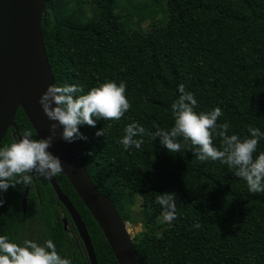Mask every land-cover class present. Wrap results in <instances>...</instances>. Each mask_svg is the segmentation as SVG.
<instances>
[{
    "label": "trees",
    "instance_id": "trees-1",
    "mask_svg": "<svg viewBox=\"0 0 264 264\" xmlns=\"http://www.w3.org/2000/svg\"><path fill=\"white\" fill-rule=\"evenodd\" d=\"M83 1L46 0L45 46L58 85H80L87 92L105 81L126 83L131 108L124 117L99 119L95 127L81 125L86 139L74 142L93 182L124 222L147 227L133 239L140 259L146 264H264V193H251L219 161H199L190 147L169 153L160 137L147 135L137 137L144 141L139 150H124L119 143L129 123L138 122L152 133L155 126L170 129L171 104L181 84L194 94L197 113L222 109L217 123H229V134L249 137L250 126L264 132V0H150L168 22L148 32L140 26L147 4L128 0L130 8L121 10L119 0H87L91 16L75 21L72 5L80 8ZM16 123L39 139L22 109ZM102 128L105 135L97 136ZM13 132L10 128L0 147L14 141ZM213 142L220 146L218 137ZM262 151L264 138L254 156ZM57 177L86 222L98 263L118 264L67 177L63 172ZM36 186L40 219L31 203ZM31 187L25 216V186L0 192V235L17 244L50 239L72 264H90L82 242L64 231L48 180L37 178ZM165 192L176 195V218L168 224L158 220L162 209L155 203L158 193ZM137 195L147 197L140 218L133 210Z\"/></svg>",
    "mask_w": 264,
    "mask_h": 264
},
{
    "label": "clouds",
    "instance_id": "clouds-1",
    "mask_svg": "<svg viewBox=\"0 0 264 264\" xmlns=\"http://www.w3.org/2000/svg\"><path fill=\"white\" fill-rule=\"evenodd\" d=\"M178 91V98L171 104L173 126L168 130L155 126L156 131L152 133L138 122L129 123L119 140L124 150L133 146L139 150L144 141L137 137L147 135L152 140L160 137V144L169 153L190 147L199 161H219L234 170L233 175L244 180L251 193H264V151L254 156L264 132L250 126L249 137L229 134V123H217L223 116L220 107L197 113L194 94L186 91L183 84L178 86ZM38 102L47 118L58 123L50 125L47 138L33 139L31 131H24L17 140L0 147V192L17 184L31 185L33 177L29 173L51 179L64 171L60 158L49 151L58 125L62 127L60 139L74 142L86 139L79 130L81 125L95 127L99 119L119 121L131 108L123 81L98 83L87 92L80 85L54 83L47 86ZM96 135H105L104 128ZM214 136L221 141L219 147L213 142ZM3 203L0 199V205ZM155 203L162 209L158 220L171 222L176 218L175 193H158ZM0 264H72V261L61 257L50 239L43 244L30 239L17 244L0 235Z\"/></svg>",
    "mask_w": 264,
    "mask_h": 264
},
{
    "label": "water",
    "instance_id": "water-1",
    "mask_svg": "<svg viewBox=\"0 0 264 264\" xmlns=\"http://www.w3.org/2000/svg\"><path fill=\"white\" fill-rule=\"evenodd\" d=\"M46 0H0V145L10 128L17 133L16 115L22 109L39 138L49 136L52 123L39 104L50 84H56L49 62L44 35L43 17ZM58 125L52 147L63 173L92 214L109 243L118 264H146L133 245V238L114 202L102 194L93 182L76 148L75 142L60 139ZM59 200L68 208L83 240L91 264H98L86 226L64 195L55 177L49 179ZM28 190L23 207L26 211Z\"/></svg>",
    "mask_w": 264,
    "mask_h": 264
},
{
    "label": "rangeland",
    "instance_id": "rangeland-1",
    "mask_svg": "<svg viewBox=\"0 0 264 264\" xmlns=\"http://www.w3.org/2000/svg\"><path fill=\"white\" fill-rule=\"evenodd\" d=\"M82 7L77 8V5L73 4L72 8L76 10L75 15V21H81L84 18H87L91 16L92 14V6L88 3L87 0L83 1ZM133 3L136 4H147V9L141 12V14H145L146 20H144L141 23V28L145 30L146 32L150 31L156 26H159L161 24L168 22V16L164 14L163 9L160 6L153 5L150 0H133ZM132 4V6H135ZM119 7L120 9H124L126 7L130 8V5L128 4V0H119ZM138 15H134V22L138 21ZM147 204V197L145 195H137L136 196V204L133 208L134 210V216L140 218V212L145 208ZM162 223H170V222H163ZM127 228L132 236V238H135L138 236L141 232L145 231L147 227L142 226V224H132L127 223Z\"/></svg>",
    "mask_w": 264,
    "mask_h": 264
},
{
    "label": "flooded vegetation",
    "instance_id": "flooded-vegetation-1",
    "mask_svg": "<svg viewBox=\"0 0 264 264\" xmlns=\"http://www.w3.org/2000/svg\"><path fill=\"white\" fill-rule=\"evenodd\" d=\"M19 128H20V127H19ZM9 130H10V129H9ZM22 132H23V131H21V129H19V132H18V133L14 130V132H13L14 140H17ZM63 174H64V173H63ZM29 175H31V176L33 177V180H32V181L35 182V183L37 182V178H38L41 182H44V180H46V179H44V177H40L39 175H36L35 173H29ZM55 178H56V180H57V182H58L59 187L61 188L62 192L64 193V195L70 200V202L72 203V205L75 207V209L77 210V212L80 214V216H81V218H82V220H83V222H84V224H85V226H86V229H87V231H88V233H89V236H90V238H91V241H92V237H91V235H90L89 229H88V227H87V225H86V222H85L83 216L81 215V213L79 212L77 206L73 203V201L71 200V198H70V197L64 192L63 188L61 187V185H60V183H59V181H58V177L55 176ZM47 180H48L49 184L51 185V188H52L53 192H54L55 195H56V200H57L56 207H57L58 212H59L60 215H61V216H60V221H61L62 224H63V229H64V231L69 232V234H70L71 236H73L74 238H76L77 243L82 242V244H83V254H84V255L86 254V256H87V258H88V260H89V263L91 264V260H90V258H89V255H88L87 251H86L85 244H84L83 240H82L81 237H80V234H79V232H78V229H77L76 223L74 222V220H73V218H72V216H71V214H70V211H69L68 208H67V207H66V206H65V205L59 200L58 195H57V193L55 192V190H54L52 184L50 183L49 179H47ZM27 190H28V197H27L26 211H25V209H24V207H23V202H24V198H25V194H26V191H27ZM31 191H32V187H31V185H29V186H25V189H24V192H23V195H22V199H21V207H22V210H23V214H24V216L26 215L27 208H28V205H29V201H30V197H31ZM34 191L36 192V197H35L34 199H32L31 203H32V205H33V210H34V217H35V219H40V214H39V212H40V206L42 205V202H41V194L39 193V188H38V186H36V188H35ZM58 219H59V218H58ZM97 224H98V223H97ZM34 226L36 227V229H38V228L40 227V225H37V224H35V223H34ZM98 226H99V225H98ZM99 229H100V227H99ZM100 230H101V229H100ZM101 231H102V230H101ZM105 239H106V238H105ZM133 239H134V238H133ZM34 241H36V240H34ZM36 242H37V241H36ZM92 244H93V241H92ZM109 246H110V245H109ZM93 247H94V245H93ZM94 250H95V248H94ZM95 254H96V252H95ZM96 257H97V255H96ZM97 261H98V260H97ZM98 264H99V263H98Z\"/></svg>",
    "mask_w": 264,
    "mask_h": 264
}]
</instances>
